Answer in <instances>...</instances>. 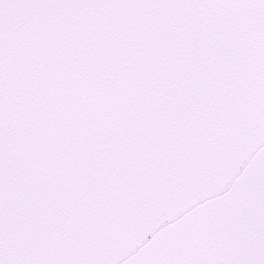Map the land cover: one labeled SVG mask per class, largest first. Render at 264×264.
I'll return each instance as SVG.
<instances>
[{"label": "snow or ice", "instance_id": "snow-or-ice-1", "mask_svg": "<svg viewBox=\"0 0 264 264\" xmlns=\"http://www.w3.org/2000/svg\"><path fill=\"white\" fill-rule=\"evenodd\" d=\"M0 264H264V0H0Z\"/></svg>", "mask_w": 264, "mask_h": 264}]
</instances>
